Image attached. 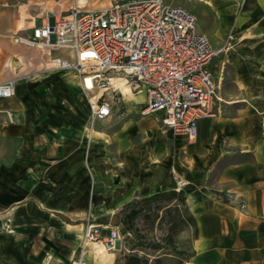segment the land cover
I'll return each mask as SVG.
<instances>
[{
	"label": "crops",
	"instance_id": "obj_1",
	"mask_svg": "<svg viewBox=\"0 0 264 264\" xmlns=\"http://www.w3.org/2000/svg\"><path fill=\"white\" fill-rule=\"evenodd\" d=\"M85 3L0 0V37L19 31L18 23H29L30 30L48 16L63 15L72 6L83 8ZM108 4L109 0L92 9ZM206 6L213 14L210 23L216 24L198 32L212 49L224 46L229 34L236 40L229 53L219 51L209 64L215 75L214 115L197 122L192 140L163 127L161 112L140 114L144 103H135L134 98L144 94L127 89L122 90L120 114L113 110L86 129L88 99L72 72L54 75L47 84L49 93L58 90L68 102L54 105L52 120L42 125L36 123L43 117L40 107H32L30 114L22 109L18 97L24 98L25 86L17 84L14 96L0 98V139L17 142L10 161L0 162V212L13 211L9 219L0 215V264H67L82 249L76 251V246L67 247L57 238L70 237L73 230L78 239L83 216L93 223L101 217L111 220L134 198L179 189L185 193L182 204L196 234L189 258L180 264H263L264 136L259 121L264 81L254 82L249 75L255 54L250 40L264 32V0H208ZM31 10L34 15L23 16ZM24 61L40 66L39 61ZM5 111L12 115L20 111L25 118L9 123ZM178 178L184 181L182 187ZM25 185H37L44 210L30 213L24 208ZM217 193H223L229 204ZM4 221L15 231L24 227L30 241H13L2 228ZM119 244L108 252H99L97 245L87 247L83 259L89 257L86 264H117L123 256Z\"/></svg>",
	"mask_w": 264,
	"mask_h": 264
},
{
	"label": "built area",
	"instance_id": "obj_2",
	"mask_svg": "<svg viewBox=\"0 0 264 264\" xmlns=\"http://www.w3.org/2000/svg\"><path fill=\"white\" fill-rule=\"evenodd\" d=\"M12 43L37 48L49 56L51 68L74 73L88 95L93 120L121 113L122 90L143 93L142 115L161 112L160 124L173 134L194 139L197 122L214 115L215 85L209 64L219 51L196 30L195 15L165 0H109L94 10L70 7L63 15L46 17ZM69 49L72 58L51 56ZM15 95V83H0V98ZM6 120L13 115L5 111ZM264 136V112L259 121ZM176 183L184 185L180 178ZM117 225L87 221L84 251L97 245L108 252L120 242ZM82 251L67 264H86Z\"/></svg>",
	"mask_w": 264,
	"mask_h": 264
},
{
	"label": "rangeland",
	"instance_id": "obj_3",
	"mask_svg": "<svg viewBox=\"0 0 264 264\" xmlns=\"http://www.w3.org/2000/svg\"><path fill=\"white\" fill-rule=\"evenodd\" d=\"M169 4L181 5L191 11L196 17V30L199 29L207 30L209 27L213 28L214 24L210 23L212 20V13L207 9L206 2L208 0H165ZM85 9L99 8L106 5L107 0H85ZM215 6L217 4H214ZM51 13L47 11L46 14ZM63 12L62 14H64ZM35 12L33 10L26 11L23 13V16H32ZM216 17V13H214ZM20 30L12 33L8 37H0V83L12 80L15 85L21 84L26 87V90L23 92V99L19 98L22 109L24 111H29L32 107H40L42 109L43 117L37 118L36 123L42 125L44 123L52 120L50 117L51 113H55L56 109H53L54 105H59L68 102V99L64 96L65 94L60 93L56 90L49 93L51 89L47 91V84H49L51 78L54 75L67 73V71H60L51 68L49 63V56L43 51L37 48H29L25 46H15L12 43V37L22 34H26L29 30V23H18ZM257 23L256 25H258ZM262 24V23H261ZM264 27V23H263ZM263 36L256 37L254 40H250L252 49L254 50V57L252 61L253 69L250 72V79L254 82L260 83L264 81V32ZM236 40L232 35H228L226 38V44L222 46L218 51H226L229 53V47L232 45V41ZM15 49H19V53ZM51 55L59 56L65 59L72 58V51L69 49H63L61 51L52 52ZM24 59L30 62H40V66H31L27 65L24 62ZM212 63L210 66V72L212 77L215 75L212 69ZM73 74V73H69ZM88 99L87 95L85 94ZM84 99L83 95H80ZM16 96L14 99H18ZM128 98V97H127ZM142 99V100H141ZM24 101V104L23 102ZM138 104H143L145 98L143 96H136L134 102ZM21 111V110H20ZM14 111L13 122L22 123L24 116L21 112ZM26 113V112H25ZM30 114V112H28ZM27 115V114H26ZM92 123L90 118L87 121L86 129H90ZM17 142L13 139H0V162L8 163L12 156L13 150L15 149ZM177 181V180H176ZM37 185H25V193L21 200L24 208H27L28 212L33 213L35 210H44V205L42 203L43 199L36 190ZM239 209L243 208V203H239ZM12 209H6L0 212V215L4 216V219H9L12 215ZM115 216V215H114ZM83 224L87 222V219L83 216L80 220ZM3 230L10 234L13 241L20 243L21 241H26L27 234H24V227H21L19 231L13 230L9 221L3 222ZM134 225L139 233L145 240L150 241H163L166 238H169L172 242V247H167L162 250H147L135 246V241H125L122 234L120 235V244L117 249H120V255H136L138 257L147 258L149 261H155L156 258L159 259L160 264H178L182 262L180 256L176 254V251H183L186 255L190 256L191 254V244L193 238L195 237V227L194 224L188 219L186 210L183 207L182 203L175 201L166 202L158 205H152L149 211H146L144 214L138 216ZM20 226H26L22 224ZM83 231V230H82ZM73 233V230H72ZM58 237L57 240L65 244V246L73 248L76 246V251L78 247L82 249L83 241L80 230L77 233L79 236L78 239H75L73 236ZM30 241V239H28ZM37 239H33L32 245H36ZM38 243V242H37ZM123 256H120V261L117 264H123ZM50 255L46 253L47 262L50 260ZM85 260H89V257L84 256ZM62 263H67L63 261ZM264 264V260H263Z\"/></svg>",
	"mask_w": 264,
	"mask_h": 264
},
{
	"label": "trees",
	"instance_id": "obj_4",
	"mask_svg": "<svg viewBox=\"0 0 264 264\" xmlns=\"http://www.w3.org/2000/svg\"><path fill=\"white\" fill-rule=\"evenodd\" d=\"M216 196L221 202L229 204V200L223 193H217ZM172 201L183 203L185 201V193L181 189L168 190L152 194L148 197L134 198L133 200L123 204L116 215L117 222L121 226L119 230L120 235L122 234L126 242L134 240L135 246L142 249L156 251L165 249L169 246L172 247V242L169 238L158 242L145 240L139 235L134 225L135 219L138 216L144 214L146 211H149L152 205H158ZM188 219L192 222V219L189 216ZM109 220V217H101L99 219H95V222L106 224L109 222ZM176 254L184 260L189 258V256L183 251H176ZM180 263L181 262L178 264ZM123 264H160V261L158 258H156L155 261H149L147 258L130 254L123 256Z\"/></svg>",
	"mask_w": 264,
	"mask_h": 264
},
{
	"label": "water",
	"instance_id": "obj_5",
	"mask_svg": "<svg viewBox=\"0 0 264 264\" xmlns=\"http://www.w3.org/2000/svg\"><path fill=\"white\" fill-rule=\"evenodd\" d=\"M110 224H111V225H117L119 229L121 228V226H120V225L118 224V222H117L116 216H113V217L111 218V220H110Z\"/></svg>",
	"mask_w": 264,
	"mask_h": 264
},
{
	"label": "bare ground",
	"instance_id": "obj_6",
	"mask_svg": "<svg viewBox=\"0 0 264 264\" xmlns=\"http://www.w3.org/2000/svg\"><path fill=\"white\" fill-rule=\"evenodd\" d=\"M140 96V95H139ZM142 100V99H141ZM136 103H137V101H136ZM152 180V179H151ZM142 197V196H141Z\"/></svg>",
	"mask_w": 264,
	"mask_h": 264
}]
</instances>
